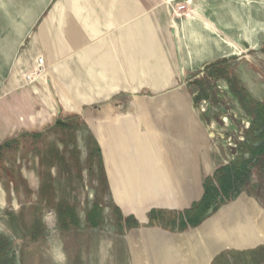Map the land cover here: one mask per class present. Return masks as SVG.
Instances as JSON below:
<instances>
[{
    "label": "crops",
    "instance_id": "crops-1",
    "mask_svg": "<svg viewBox=\"0 0 264 264\" xmlns=\"http://www.w3.org/2000/svg\"><path fill=\"white\" fill-rule=\"evenodd\" d=\"M138 8L147 10L135 20ZM150 9L149 0H94L93 4L89 0H0V72L7 77L4 87H17L24 56L33 59L30 51H43L49 79L50 59L60 60L72 51H84L90 62L93 58L95 66L110 72L112 87L150 88L144 95L143 103L148 106L145 110L119 114L104 131L93 132L98 156L95 168L99 167L105 178L112 210L117 219L122 217V228L115 221L113 238L104 244L100 239L101 220L96 226L89 225V239H85V246L79 244V249H84V256L79 251L81 259L85 253L87 256V250H93L95 260L110 256L111 264H214L224 253L262 247L264 206L244 186L247 182L225 201L220 202L218 196V202L211 204L196 226L182 228L180 216L200 202L208 180L218 186L216 171L230 166L240 146L248 142L253 118L242 102L241 92L261 101L264 87L257 82L258 86H252L254 90L250 88L241 65L229 78L212 76L205 66L226 58H215L213 51L206 57L207 41L191 40L193 46L202 47L201 56L206 58L200 61L173 51L170 42L164 44L158 37L159 32H166V18L162 12L150 15ZM108 31L110 49L103 42V34ZM151 32L156 47L162 50L158 51L159 60L149 54L150 45L147 49L142 45L152 39ZM170 36L171 32L165 39L169 41ZM25 39H29L28 44L21 47ZM178 52L181 66L175 59ZM182 69L187 74L184 79L178 77ZM62 70L65 72V67ZM136 78H140L139 84ZM41 89L49 92L47 100L41 97ZM63 95L66 102L67 94ZM128 95L123 92L118 97ZM38 102L46 106L35 110ZM1 108L5 112L0 111V143L23 132L49 128L53 124L48 121L50 80L38 78L14 88L0 98ZM48 151L44 162L37 151L24 153L20 147L18 161L6 167L12 164L15 182L27 185L31 199L33 190L41 185H46L50 199V179L52 198L69 199L65 183L70 181L59 175H64L67 165L53 163L50 170L49 146ZM5 179L8 182L10 178ZM18 188L14 191L8 186L6 192L11 196L23 192ZM0 190L7 206L1 182ZM78 195L77 199L83 198ZM5 216L0 214V218ZM45 237L32 238L30 246L39 248L44 244L62 254L69 251L68 242L53 235L50 239V234Z\"/></svg>",
    "mask_w": 264,
    "mask_h": 264
},
{
    "label": "rangeland",
    "instance_id": "rangeland-1",
    "mask_svg": "<svg viewBox=\"0 0 264 264\" xmlns=\"http://www.w3.org/2000/svg\"><path fill=\"white\" fill-rule=\"evenodd\" d=\"M89 1L93 4L94 0ZM149 1L151 9L147 12H150L149 14L152 16L162 12L163 17L166 18V32H159L158 37L164 44L170 42L173 51H181L184 57H194L199 61L210 57L211 51H213L216 54L215 58L225 57L227 59L223 66L231 70L232 76H234L233 71L236 66L241 65L246 73L247 84L250 88L258 86L257 82L261 83L259 86L264 87V0ZM52 5L53 3L50 5V12ZM92 6L94 7V5ZM95 10H97L96 7ZM142 10L145 12L147 9L138 8L135 20L142 14ZM170 32L171 36L168 41L165 37ZM151 37L152 39L150 38L148 42L143 41V48L147 49V46L150 45L149 54L159 60L161 58L158 51L162 50L156 47L152 32ZM103 38V42L107 43L110 49V31L104 33ZM192 38L200 40V43L208 42V56H201L202 47L193 46ZM28 40H23L21 47H25ZM168 49L170 50V47ZM25 52L18 51V54H25ZM30 52L33 59L36 58L35 62L33 64V59L24 56L18 70L17 87H4V79L7 77L5 73L0 72V98L9 95L14 88L31 84L25 82V75L35 68L37 58L43 57V51ZM59 59H50V79L47 73L48 63L44 64V70L38 78L50 80V117L48 120L50 124L52 121L54 124L55 119L60 116L63 119H68L73 124L72 128L68 131L50 129L52 124L49 128L42 130L44 134L38 138L34 139L29 136L18 138L16 149L20 150L22 147L24 153L32 151L33 154H36L37 151L40 159L45 162L49 146L50 170L53 163L67 165L66 169L64 168V175L61 173L63 167L59 169L61 173L59 175L70 181V183H65V191L66 194L68 192L69 199L55 200L52 198L54 188L51 179L50 199H47L49 196L46 195V185L43 187L41 185L35 192L33 190L34 195L31 199L32 192L31 194L29 191L27 192L26 184L15 182L10 177L7 182L5 178L9 175L6 173L8 171L5 172L6 164L18 161V152L15 151L13 145L12 151L9 150L4 154V158L1 157L3 165L0 164L2 167L0 182L5 192L8 186L12 187L14 191L19 187L23 192L12 193V196L6 192L7 206H4L3 197L1 198L3 192L0 190V214L4 215L5 213L6 215L4 219L0 218V233L10 241L7 254L0 256V264H111L110 256L104 257V260L98 258L95 260V251L87 250V256L85 253V258L82 260L79 252L82 250L79 249V244L85 246V239H89L86 235L91 226L89 214L93 209L97 207L101 212V216L97 219L101 220L100 239L104 244L113 238L116 228L115 221H117V215L112 210L108 197V185L104 176L101 177L99 167L95 168L96 162L98 164V156L94 151L93 132L104 131L103 128L109 127L112 118L119 114L145 110L144 106H148L143 103L144 95L148 94L150 88L112 87L110 72L100 69L98 65L95 66L93 58L90 62V58L88 55L85 56L84 51H72L70 55ZM175 59L180 62L181 66L179 52ZM64 67L65 72L62 70ZM185 75L187 74L182 69V73H179L178 77L184 79ZM63 76H65V80ZM135 82L139 84L140 78H136ZM189 88L191 90V87ZM123 92L129 95L124 98L118 97ZM63 93L67 94L66 102H64ZM40 95L47 100L49 92L43 89L40 91ZM42 106L44 107L46 104L38 102L35 110L41 109ZM136 106L139 109H136ZM0 111L5 112V109L1 108ZM75 117H78L79 120H74ZM46 123L48 124V122ZM30 132H38V130H30ZM244 156L250 157L247 152L244 153ZM58 159H65L66 162L62 163ZM11 167L12 164L7 168L12 171L10 174H14L15 169ZM81 174L82 177H80ZM79 181L80 183H78ZM75 182L76 184H74ZM244 186L249 192L256 194L264 206L263 158L251 167L248 181ZM78 193L84 194L83 198L77 199ZM82 196L78 195V198ZM59 205L63 208L68 207L67 211L62 210L64 214H74L73 220L64 215L67 223L65 227H62L58 220L56 208ZM48 234H50V239L55 237L57 240L68 242L69 251L62 254V252L55 253L53 248L42 246L44 244H41L39 248L30 246L32 238L39 236L42 240ZM106 250L107 253L104 250L105 255L108 254V249L106 248ZM82 251V256H84V249ZM214 264H264V246L250 251L224 253L217 257Z\"/></svg>",
    "mask_w": 264,
    "mask_h": 264
},
{
    "label": "trees",
    "instance_id": "trees-1",
    "mask_svg": "<svg viewBox=\"0 0 264 264\" xmlns=\"http://www.w3.org/2000/svg\"><path fill=\"white\" fill-rule=\"evenodd\" d=\"M226 60L227 59H220L211 62L205 66V70L215 78H229L232 72L223 66L226 64ZM241 97L245 108L253 118L251 130L247 136L248 142H245L240 146L238 157L232 162L230 166L221 167L216 171L215 177H218L216 179L218 183L217 187L212 185L211 179L206 182L205 193L200 202L194 204L189 212H185L182 216H180V219L182 220V228H186L187 226H196L204 218V214L210 208L211 204L218 202V196H220V202L232 197V195L239 190L240 185L248 181L250 169L255 165V162H257L259 159H264V98L261 101H257L254 100L248 93H244L243 91L241 92ZM135 108L139 109L137 106ZM74 120L79 119L78 117H75ZM72 125L73 124L70 123L68 119H63L59 116L55 119L54 124L50 127V129L52 128L68 131V129L70 130V128H72ZM43 134L44 131L23 132L18 136L8 138L4 142L0 143V164L3 165L1 162L3 160L2 158L5 157V153H8L9 150L12 151L14 147L15 149L17 148L16 142L18 138L29 136L35 139ZM246 152L250 157H244L243 154ZM1 165L0 169L2 168ZM5 172L10 178L14 179V174H10L12 171L7 167L5 168ZM56 209L58 220L62 227L67 225L64 215H67V217L73 220L74 214H64L62 211H67L68 207L63 208L61 205H59ZM89 215L90 225H98L99 221L97 218L101 216L100 209L96 207V209H93ZM121 219L122 217L119 215L117 219L119 227L122 226ZM9 247L10 241L6 236L0 233V256L7 254Z\"/></svg>",
    "mask_w": 264,
    "mask_h": 264
},
{
    "label": "built area",
    "instance_id": "built-area-1",
    "mask_svg": "<svg viewBox=\"0 0 264 264\" xmlns=\"http://www.w3.org/2000/svg\"><path fill=\"white\" fill-rule=\"evenodd\" d=\"M43 70H44V59L43 57L40 56L37 58L35 68L25 75V78H24L25 82L32 83L39 76H41Z\"/></svg>",
    "mask_w": 264,
    "mask_h": 264
},
{
    "label": "bare ground",
    "instance_id": "bare-ground-1",
    "mask_svg": "<svg viewBox=\"0 0 264 264\" xmlns=\"http://www.w3.org/2000/svg\"><path fill=\"white\" fill-rule=\"evenodd\" d=\"M2 116V115H1ZM3 118V117H2Z\"/></svg>",
    "mask_w": 264,
    "mask_h": 264
}]
</instances>
